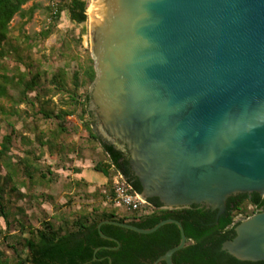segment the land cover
<instances>
[{"label": "water", "instance_id": "1", "mask_svg": "<svg viewBox=\"0 0 264 264\" xmlns=\"http://www.w3.org/2000/svg\"><path fill=\"white\" fill-rule=\"evenodd\" d=\"M88 26V108L96 133L127 153L144 201L205 205L217 220L229 196H264V0H92ZM106 223L141 234L177 225L179 242L150 264H174L186 242L175 218L99 221L119 245ZM233 230L222 250L264 260V209Z\"/></svg>", "mask_w": 264, "mask_h": 264}, {"label": "trees", "instance_id": "2", "mask_svg": "<svg viewBox=\"0 0 264 264\" xmlns=\"http://www.w3.org/2000/svg\"><path fill=\"white\" fill-rule=\"evenodd\" d=\"M50 1L53 4L47 7L49 22L36 34L39 38L44 39L51 34L62 12H66L69 21L74 24H80L87 18V0ZM27 2H31V5L25 9L23 5ZM36 8L35 0H0V99L10 103L7 107L0 104V124L4 121L10 127L8 133L0 136V219L5 225L4 228L0 227V246L5 245L12 250L9 256L0 247V264H150L179 242L177 225L167 223L152 233L141 234L121 226L102 224L101 232L119 242L117 250L106 248L116 246V242L101 238L96 225L106 219L149 228L165 218L179 220L186 237L185 245L172 255L174 264H264V260H239L221 249L222 243L234 236L233 228L242 218L264 209H261L264 196L256 192L229 196L225 210L217 220L216 211L205 205L168 209L163 207L157 197H150L140 209L126 211L120 216L116 208H112L109 211L101 210L93 217L92 212H97V209L92 206L91 212L81 211L74 214L71 220L62 219L60 215L57 226L49 218L40 221L38 227L25 222L27 217L24 208L14 204L22 196L19 186H25L28 191L38 185L47 188L59 178V174L51 171L49 166L41 167L31 162L28 155L32 151L26 150V156L16 158L11 153L12 139L16 136L13 133L14 124L17 121L11 117L18 116V105L33 107L35 100L41 101V88L39 72L33 73L31 65L18 55V47L8 43L9 24L14 15L29 18ZM24 37L29 39V36ZM74 42L80 44L81 39L76 37ZM11 50L26 67L21 71L16 64L9 75L6 72L9 68L1 61ZM70 57L76 61L71 73L72 87H67L62 70L52 74L49 80L56 92L66 93L67 98H62V103L68 104V108L48 110L44 106L51 99L41 102L34 114L39 113L43 119L52 120L54 126L44 130H38L36 126L31 128L33 133L37 132L38 146L46 147L49 152L63 151L71 133L83 130L88 148H100L102 153V158L93 165V169L106 178L107 190L101 192V197L106 199L110 194L115 175H120L134 192L140 193L141 185L130 170L127 153L96 133L88 108L89 93L87 90L79 92V89L91 85L95 78L94 62L89 50L84 49L83 57L71 51ZM30 93L34 94L31 96ZM70 116H75L79 124L68 127L66 118ZM72 184L86 185L81 180H75ZM13 226L15 232H11ZM158 264L165 263L161 261Z\"/></svg>", "mask_w": 264, "mask_h": 264}, {"label": "rangeland", "instance_id": "3", "mask_svg": "<svg viewBox=\"0 0 264 264\" xmlns=\"http://www.w3.org/2000/svg\"><path fill=\"white\" fill-rule=\"evenodd\" d=\"M91 2L92 0H87L88 5ZM35 3L37 4V8L29 18H20L18 15H14L9 24L10 29L7 41L15 48L18 47V55L24 62H28L31 65L33 73L39 72L41 88V101L35 100L33 107H28L25 104L18 105V116L14 115L11 117L12 120H17L14 124L13 133L16 136H13L12 139L13 147L11 153L16 158L26 156V150L32 151V154L28 155L30 161L41 167L49 166L51 171L59 174V178L47 188H42L38 185L33 187L31 191H28L25 186H19L18 190L22 196L14 204L24 208L27 217L24 220L29 225L38 227L40 221L44 218H49L57 226L60 221V215L63 216L62 219L71 220L74 214L81 211L91 212V207L94 206L97 212H92V216L95 217L101 210L109 211L116 207L100 195L105 190V183L93 182L95 186L91 188V191H88L87 185L76 186L72 184L75 181L73 178L76 176L77 166L79 168L89 167L91 169L102 158L100 148L94 150L88 148L83 130H78L75 134L71 133L66 140L64 150L58 152L56 150L49 152L46 147L38 146L36 142L37 132L33 133L31 131L33 126H36L38 130L54 126L52 120L43 119L39 113L34 114L41 106L43 100L51 99L44 106L48 110L54 109L57 111L60 107L68 108V104L62 103V98H67L66 93L56 92L49 82L50 77L57 71L62 70L65 73L66 85L68 88H71V73L75 68L76 61L71 59L70 52H76L83 57L84 49L89 50L88 14L85 22L74 24L67 18L66 12H62L51 34L42 39L36 34L49 22L47 7L51 6L53 1L35 0ZM30 5L31 2H27L23 5V8L27 9ZM24 36H29V39H25ZM76 37L81 39L80 44L74 42V38ZM9 44L6 45L7 48ZM24 62L18 61L16 54L12 50L1 61L4 66L9 68L6 71L9 75L13 73L12 69L16 64L23 71L26 67ZM89 88L90 85L79 89V92L82 93L84 90L89 92ZM9 92L13 93L11 90ZM32 94L34 93H30L31 96ZM0 104L7 107L10 103L0 99ZM90 111L92 113L91 120L97 132L96 116L93 110ZM74 124H79L75 116L66 118V125L68 127ZM9 131L10 127L7 123L1 122L0 136ZM100 136L102 137L103 135L100 134ZM73 143L75 145H72ZM3 173L4 171L2 170L1 174ZM91 173L92 175H97L95 171H91ZM69 198H71L70 201H68ZM116 210L119 216L126 212L122 208H116ZM0 227H5L2 219H0ZM13 228L14 226L11 228V232H15ZM0 247L9 256L12 255L11 249L6 248L5 245H1Z\"/></svg>", "mask_w": 264, "mask_h": 264}, {"label": "built area", "instance_id": "4", "mask_svg": "<svg viewBox=\"0 0 264 264\" xmlns=\"http://www.w3.org/2000/svg\"><path fill=\"white\" fill-rule=\"evenodd\" d=\"M107 201L116 208H122L124 211H135L146 203L139 193L134 192L131 186L120 175H115L110 186V194Z\"/></svg>", "mask_w": 264, "mask_h": 264}, {"label": "crops", "instance_id": "5", "mask_svg": "<svg viewBox=\"0 0 264 264\" xmlns=\"http://www.w3.org/2000/svg\"><path fill=\"white\" fill-rule=\"evenodd\" d=\"M77 167H78V169H76V172H75L76 176L73 179L81 180V182L86 183V185L88 187V191H91V188L95 186V184L93 183L95 181H98L100 183H105L104 186L106 185V178L104 177V175L102 173L95 171L93 168L90 169L89 167H86V168H79V166H77ZM91 171H95L97 173V175H92ZM105 189H106V187H105ZM106 201H107V199H106Z\"/></svg>", "mask_w": 264, "mask_h": 264}, {"label": "bare ground", "instance_id": "6", "mask_svg": "<svg viewBox=\"0 0 264 264\" xmlns=\"http://www.w3.org/2000/svg\"><path fill=\"white\" fill-rule=\"evenodd\" d=\"M91 3H92V2H91ZM91 3H90V5H88V7H87V9H86V14H88V17H89V13H90Z\"/></svg>", "mask_w": 264, "mask_h": 264}, {"label": "flooded vegetation", "instance_id": "7", "mask_svg": "<svg viewBox=\"0 0 264 264\" xmlns=\"http://www.w3.org/2000/svg\"><path fill=\"white\" fill-rule=\"evenodd\" d=\"M116 146L121 149V146L119 144H117ZM263 208H264V205L262 206L261 209H263ZM116 246H114V247H116L115 249H111V250H117L118 249V245L116 244Z\"/></svg>", "mask_w": 264, "mask_h": 264}]
</instances>
